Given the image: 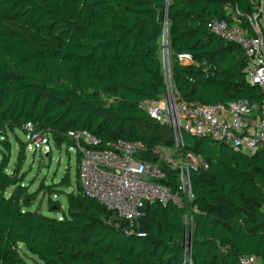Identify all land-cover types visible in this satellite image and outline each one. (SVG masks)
<instances>
[{
    "label": "trees",
    "instance_id": "trees-1",
    "mask_svg": "<svg viewBox=\"0 0 264 264\" xmlns=\"http://www.w3.org/2000/svg\"><path fill=\"white\" fill-rule=\"evenodd\" d=\"M252 8L250 0H0V132L26 131L30 123L59 148L73 146L69 131L86 130L102 142L137 141L140 156L153 161V148L174 145L169 126L140 107L165 92L158 56L164 14L180 97L227 106L259 103L262 94L245 81L242 51L206 24L245 25ZM179 53L192 62H179ZM16 138L11 171L10 143L0 150V264H183L189 230L192 264H239L244 254L264 260V148L244 154L193 137L187 149L208 166L190 172L192 199L146 205L129 223L82 192L77 169L60 218L32 208L38 191L22 183L26 144ZM164 182L179 190L177 171ZM58 186H70L68 174Z\"/></svg>",
    "mask_w": 264,
    "mask_h": 264
},
{
    "label": "built area",
    "instance_id": "built-area-1",
    "mask_svg": "<svg viewBox=\"0 0 264 264\" xmlns=\"http://www.w3.org/2000/svg\"><path fill=\"white\" fill-rule=\"evenodd\" d=\"M250 1L253 8L245 16V25L210 18L206 26L211 33L242 51L246 60L245 81L260 88L259 103L239 100L227 106H211L182 99L171 78L168 21L164 14L160 60L165 92L155 100L140 102V107L157 122L169 126L174 145L153 148L156 159L146 161L140 156L145 151L144 146L137 141L102 142L86 130L69 131L75 153L79 154L77 172L82 192L102 205L114 220L132 223L142 216L146 205L173 203L182 206L184 200L192 199L190 172L208 165L201 156L187 149L186 135L209 137L244 154H254L264 148V0ZM176 59L184 64L192 62L186 53L177 54ZM24 128L33 146H38L42 136L33 132L30 123ZM45 151L48 154L50 150L45 148ZM172 170L177 171L179 183V190L175 191L164 182L167 172ZM184 222L191 226L192 220L185 216ZM184 250L183 264H192L187 233ZM238 262L264 264L262 258L250 254L240 255Z\"/></svg>",
    "mask_w": 264,
    "mask_h": 264
},
{
    "label": "rangeland",
    "instance_id": "rangeland-1",
    "mask_svg": "<svg viewBox=\"0 0 264 264\" xmlns=\"http://www.w3.org/2000/svg\"><path fill=\"white\" fill-rule=\"evenodd\" d=\"M160 47L158 56L161 59ZM16 136L26 144V159L20 171V174L23 176L22 183L28 187V192L38 191L32 208L39 209L45 215L60 218L62 212H66L67 209L66 193L76 190L77 162L75 148L66 145L57 148L46 136L40 138L38 146H33L28 131L15 130V134L0 132V150L3 151L4 147L2 144L5 141H8L11 145L8 171L12 170L16 158L18 149ZM195 141V138L189 136L187 145L191 146ZM45 148L50 150L48 154L45 153ZM65 174L69 175L70 186H58V182ZM52 184H56V186L51 187L52 189L46 188L40 190V187H47ZM56 206H59L61 211H52ZM28 263L41 264L38 261L34 262L31 260H28Z\"/></svg>",
    "mask_w": 264,
    "mask_h": 264
},
{
    "label": "water",
    "instance_id": "water-1",
    "mask_svg": "<svg viewBox=\"0 0 264 264\" xmlns=\"http://www.w3.org/2000/svg\"><path fill=\"white\" fill-rule=\"evenodd\" d=\"M166 1H168V0H166ZM166 3H167V2H166ZM188 235H189L188 244L191 245V242H190L191 230H189Z\"/></svg>",
    "mask_w": 264,
    "mask_h": 264
}]
</instances>
